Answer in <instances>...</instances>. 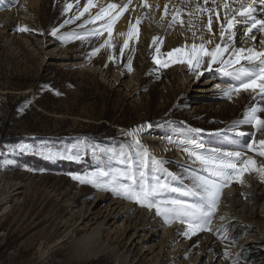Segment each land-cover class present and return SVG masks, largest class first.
Returning a JSON list of instances; mask_svg holds the SVG:
<instances>
[{"label": "rangeland", "instance_id": "obj_1", "mask_svg": "<svg viewBox=\"0 0 264 264\" xmlns=\"http://www.w3.org/2000/svg\"><path fill=\"white\" fill-rule=\"evenodd\" d=\"M71 1L42 0L33 6L30 0H0V186L21 187L9 204L0 206V215L9 207L0 216V264H217L245 234L240 227L230 228V239L224 241L214 233L219 206L211 231L192 234L179 220L166 223L155 208L73 177L123 167L112 159L121 153L130 154L139 169L138 146L129 133L140 129L136 138L150 158L147 175L155 174L173 186H181L180 180L173 179L179 177L191 188L190 173L202 166L190 151L209 154L216 149L222 154L242 150L237 145L247 144L250 137L264 140V129L257 131L250 124L234 128L250 107H264V99L243 91L241 97L233 93L229 99L225 91L238 82L221 70L224 66L212 65L209 72L206 66L194 69L176 63L177 56H167L168 46L162 56L161 50L157 53V41H118L112 35L111 46H105L109 41L105 26L99 20L89 23L93 15L81 16L69 7ZM20 27L30 31L20 32ZM97 29L103 34H97ZM53 30H58L55 35ZM125 40L127 48H123ZM206 89L213 91L204 93ZM257 114L264 118V112ZM239 132L247 135L238 136ZM192 140L203 148L189 143ZM49 153L60 155L49 159ZM68 155L77 158L67 159ZM249 157L257 166L264 165V157L243 149V158ZM154 161L163 162L162 170L157 171ZM242 180H233L227 188H236L237 197L247 205L244 222L264 228V176L248 171ZM168 197L193 199L177 193ZM100 198L104 205L134 204L137 219L151 222L152 230H166L169 237L163 238V231L150 239L147 245L154 254L148 257L142 256L144 244L132 247L122 237H104L106 246L97 255L83 260L74 257L75 241L89 231L84 226L87 221L78 224ZM225 218L219 221L225 223ZM71 229L75 240L61 243L44 257L46 247ZM161 248L163 255L157 261L154 255ZM212 257L216 262H210ZM254 257H258L257 249L250 246L240 251L233 264H254Z\"/></svg>", "mask_w": 264, "mask_h": 264}, {"label": "snow or ice", "instance_id": "obj_2", "mask_svg": "<svg viewBox=\"0 0 264 264\" xmlns=\"http://www.w3.org/2000/svg\"><path fill=\"white\" fill-rule=\"evenodd\" d=\"M234 2L238 3L240 7L238 9H231L234 13L233 16L229 17L227 14L225 15L226 25L220 24L219 35L221 43H216L212 49H208L206 45H211L213 41L211 39L204 41L203 36H201V43L199 45L193 43L188 52H185L182 48H175L167 53V56L172 57L176 55L178 58L174 62L186 63L194 69H200L202 66H206V70L209 72L212 71V65L215 63L226 65V68L221 70L232 80L238 81V84H234L225 91L224 94L229 99H231L233 93H238L241 90L256 92L257 88L259 89L261 99H264V51H257L255 48L231 47L236 39L233 34L236 15L243 18V21L247 24L244 29L245 35H250V38L255 39L254 35H251L254 29L264 32V17L257 18L255 15L257 11L255 5L257 3L264 5V0H234ZM93 6L92 0H88V7L84 8V12H87ZM117 7L116 4H109L107 7L102 8L94 19L88 21L89 23H95L98 20L104 19L106 16H111L110 21L105 26V30L108 31L109 35V41L105 46H111L112 27L120 16L123 15V12L127 11L128 5H124L119 12L112 15ZM143 7H150L147 0H145ZM157 7L159 6L157 5ZM224 7L228 9L229 5L225 3ZM84 12H81L80 15L82 16ZM164 13L165 15L168 13L167 5H165ZM76 18L79 19V16ZM177 19L178 17L174 16L173 22ZM139 23L140 21L137 20V24ZM181 23L183 22L181 21ZM211 24L212 19L209 17V33L212 32ZM18 31L27 32L30 29L20 27ZM56 31L58 30H53L52 35H55ZM96 31L97 34H103L99 29ZM226 33L227 39L225 38ZM136 34H138V29H136ZM133 35L134 33L129 31L128 36L132 37ZM76 38L83 39L81 36H77ZM156 40H159V37H155L153 43ZM260 43H264V40H261ZM127 47L128 43L125 41L123 48ZM123 48L121 49V54H123ZM96 51H99V49ZM229 52L230 54L225 59V53ZM157 53H159V49H157ZM205 58H207L206 64ZM156 63H160L159 59H156ZM163 66L167 67L169 65L165 63ZM229 68L234 69V71H228L227 69ZM128 69L132 71L131 61H129ZM259 112H264V107H250L244 118L234 125V128L239 127L240 124H250L257 131L264 129V118H261L257 114ZM139 131L140 129H136L132 133H129L138 146L137 154L140 157L139 169L134 167L136 161L130 154H113L112 159L117 164L123 165V167L110 168L108 171L98 169L87 177L76 176L73 178L82 183H92L94 187L102 190H110L116 195L129 199L141 206L148 207L149 209L155 208L157 214L161 215L166 223L179 220L180 223L187 224L188 229L192 234H195L196 230L211 231L210 225L212 217L219 206L222 190L230 186L233 180L243 183L242 176L248 171L257 172L261 176H264V165L257 166L254 159L250 157L247 159L243 158V149L254 150L259 156L264 157V140L256 141L250 137L247 144L237 145L242 150L222 154L216 149H213L209 154L190 151L189 155L193 156L195 161L199 162L202 167L199 172L194 171L190 173L192 181L191 188L184 186L182 179L179 177H173V179L180 180L181 186H173L168 182H162L160 177L155 174L151 177L147 175L150 158L147 149L136 138V134ZM237 135L243 137L247 134L239 132ZM189 143L194 144L197 148H203V145L197 143L195 140L189 141ZM256 143L260 145L259 149L253 148V145ZM26 147H22L20 151H25ZM54 155L59 156L60 154L49 153L48 158L52 159ZM66 158L76 159L77 157L68 155ZM154 163L157 166V171L162 170L163 162L154 161ZM168 193H177L179 197H192L193 199L191 202H188L181 198H169ZM184 235L188 236L189 233L185 232Z\"/></svg>", "mask_w": 264, "mask_h": 264}, {"label": "bare ground", "instance_id": "obj_3", "mask_svg": "<svg viewBox=\"0 0 264 264\" xmlns=\"http://www.w3.org/2000/svg\"><path fill=\"white\" fill-rule=\"evenodd\" d=\"M41 1L42 0H30L33 6L40 5ZM92 3L94 6L89 8L87 12H84V8L88 7V0H72L70 5L74 11L78 10L79 12L90 13L93 15V18L101 11L102 8L107 7L109 4H116L118 6L112 15L119 12L124 5H128L127 11L123 12V15L120 16L118 21L112 27V35L116 36L118 41H120L119 39L130 40L131 38H135L138 42H143L146 39H151L153 41L155 37H159V40L156 41L159 42L160 45V49L158 48L161 50L160 56L164 54L165 46H168L170 49L169 52L175 48H179L180 46V48H182L185 52H188L193 43L197 45L201 43V36H203L204 41H207L208 39L213 41L211 45H206L208 49H212L216 43H221L219 35L220 24L226 25V20L224 19L225 15L227 14L229 17L233 16L234 13L231 9H238L240 7V5L235 3L234 0H207V2H205V0H147V3L150 5L148 8L143 7L145 0H92ZM225 3L229 5L228 9H225ZM157 5L159 7H157ZM165 5L168 6L167 15L164 13ZM255 7L257 8V11L255 12L257 18L264 17V5L257 3ZM183 9L186 10L183 11ZM174 16L178 17L175 22H173ZM209 17L212 19L211 33L208 31ZM110 19L111 16H106L104 19L99 21L106 26ZM137 20L140 21L139 24H137ZM181 21L183 23H181ZM176 22L179 24L177 25ZM181 25L182 27L180 28ZM246 26L247 24L243 21V18L236 15L233 29V34L236 39L231 47H243L245 49L255 48L257 51H264V43H260L261 40H264V32L254 29L251 35H254L255 39H252L250 38V35H245L244 29ZM136 29H138V34H136ZM129 31L134 33L132 37L128 36ZM225 38L227 39V33ZM229 54L230 52L225 53V59ZM217 64L220 63H215L213 65ZM220 65L226 68V65ZM227 70L234 71V69L231 68ZM203 86H205V84ZM219 86L220 85L216 86V88H219ZM211 91L213 90L206 89L204 93H209ZM241 91L250 93L252 97H261L258 88L256 92H252L250 90ZM241 91L238 92L237 96L241 97L243 93ZM244 179L248 180L249 177L247 176ZM20 189L21 187L18 184H8L3 189L0 186V206H4L7 203L9 204V200L18 195ZM244 191L245 193L251 192L250 189H245ZM237 195L238 190L234 187H226L222 190V197L215 218V222L217 223L218 221L219 224H216V226L214 225L215 227L213 228V231L224 241H228L230 239V233H228L230 228L236 229L240 227L241 230L243 229L245 234L240 239L236 248L227 252L224 258L217 264H233L239 260L240 251L250 246H252V248L255 247L258 253L257 259L254 257V264H264V228L262 225L257 223L256 225H252L251 223L246 224L244 222L243 218L246 216L247 205L242 202ZM101 199L102 198L95 200L91 204L84 215L83 221L78 224L82 225L84 224V220L87 221L84 226L86 228L85 230L89 231L88 233L86 231L87 234L84 237L75 241V247L73 248L74 257L79 256V259L83 260L92 255H97V250L106 246V243L103 242L104 237H106L107 240H114L122 237V240H128V244L136 248L138 245L141 244L143 246L144 244L142 256L148 257L154 254L153 249L147 245L150 239L159 237L161 235L160 232L163 231L162 237H169L166 230H152L151 227L153 225L151 222L144 224L143 220L140 218L137 219L138 214L136 212L138 209H136L134 204L118 201L104 205L101 202ZM8 208L9 207L5 208L1 215L7 213L6 211ZM262 213L264 214V208L262 209ZM221 216L226 217L225 223L219 221ZM71 230L55 245L46 247L43 253L44 257L55 250L61 243L69 240H75L74 230ZM253 230L254 233H252ZM93 241L95 242L93 243ZM98 246H100V248H97ZM162 255L163 248H161L159 252L154 255V257H157L158 261ZM128 257L129 256L126 258ZM215 260L217 259L212 257L210 262L214 263L216 262Z\"/></svg>", "mask_w": 264, "mask_h": 264}]
</instances>
